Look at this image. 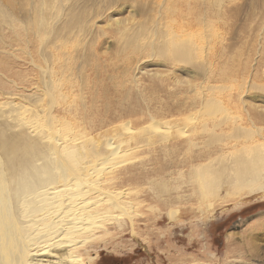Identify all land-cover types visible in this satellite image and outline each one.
<instances>
[{"label":"rangeland","instance_id":"1","mask_svg":"<svg viewBox=\"0 0 264 264\" xmlns=\"http://www.w3.org/2000/svg\"><path fill=\"white\" fill-rule=\"evenodd\" d=\"M24 108L76 140L70 171L105 156L108 135L123 151L99 170L116 206L88 261L264 264V194L235 189L264 185V0H0L9 165L48 144L15 120ZM233 151L251 167L237 182L220 170Z\"/></svg>","mask_w":264,"mask_h":264},{"label":"bare ground","instance_id":"2","mask_svg":"<svg viewBox=\"0 0 264 264\" xmlns=\"http://www.w3.org/2000/svg\"><path fill=\"white\" fill-rule=\"evenodd\" d=\"M27 112L24 108L23 112L19 114L18 111L19 116L14 118L16 120L20 117L19 120L26 130L24 132H27L29 137H34L37 125H40L38 119L33 120L32 117L28 119L24 115ZM10 114L7 115L8 118L11 117ZM28 120L30 122H27ZM45 127L46 130H43L45 133L37 127L39 134L37 133L38 137L35 136L39 141L43 142L44 139L48 144L52 143L46 145L45 152L37 156L24 154L20 163L11 165L5 159L7 153L5 157L3 155V159L0 158V264H94L83 255L81 248L98 236L95 230L102 224L101 215L107 214L111 207L116 206L115 203L110 204L113 197H109L108 192L101 191L98 186L99 170H103L105 164L118 158L123 151L116 144H111V137L108 135L105 142L106 155H100L99 157L103 158L98 157L99 161L96 164L88 161V163L84 161L86 163L84 166L79 164L84 168L83 173H79L75 168H71L75 169L72 172L68 166L78 164V158L73 153L75 145L72 143L76 140L66 135L57 136L51 128L47 126L43 128ZM121 131L122 134L115 137L130 134L125 129ZM18 133L21 135V132ZM40 135L42 137H39ZM239 145L242 149L252 146L249 143L235 144ZM19 149L20 147H17L16 151L24 152V147ZM9 151L10 154L16 152L15 149ZM234 153L233 151L232 154L220 158L224 163L220 170L231 173L235 177L234 182H237L243 175H247L251 167L242 157L234 158L230 162L229 159ZM85 183L87 185L82 186ZM239 183L240 185L235 188L237 196L250 195L260 190L264 194L263 184L245 180Z\"/></svg>","mask_w":264,"mask_h":264}]
</instances>
